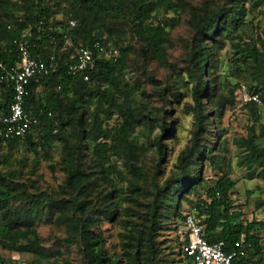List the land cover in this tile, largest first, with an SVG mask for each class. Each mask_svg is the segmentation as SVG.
<instances>
[{
  "label": "trees",
  "instance_id": "16d2710c",
  "mask_svg": "<svg viewBox=\"0 0 264 264\" xmlns=\"http://www.w3.org/2000/svg\"><path fill=\"white\" fill-rule=\"evenodd\" d=\"M67 1L68 5L63 10L71 18L63 21L56 18L59 4L56 0H20L21 14L15 12L17 2L0 0V59L11 66L18 64L20 42H27L34 56L46 59L54 55L58 65L56 72L39 75L28 86L25 110L38 117L40 123L24 139L16 136L6 138L3 134L2 117L9 111L14 92L0 82V147L5 143L11 149L21 141H26L35 150L61 145L70 192L68 198L41 194L34 187V182L23 187L15 170L2 171L0 168V246L5 251L33 254L27 264H49L44 259L49 257L50 249L41 241L34 225L35 218L47 209L50 213L60 212L57 216L60 220L63 217L71 220L72 232L61 241L67 245L79 244L84 264H192V258L184 252L183 245L180 244L178 250L163 248L158 237L165 221L175 216L173 212L181 210L183 200L206 186L201 172L204 162L209 160L213 166L217 165L209 146L214 123L210 120L212 111L208 110V105H214L217 112L216 106L222 110L233 102L230 95L221 90V85L216 84V45H224L226 39H231L230 34L243 24L247 16L246 0H221L219 4L206 0L202 6L190 10L189 26L194 35L186 62L194 82V104L191 107L195 126L191 143L179 157L178 170L162 185L157 180L160 170L154 172L153 198L147 206L143 205L145 212L133 214L142 222L128 225V231L122 235L121 252L113 254L105 247V237L93 230L96 220L87 213L89 204L79 198L88 179L80 159L91 155L105 164L111 163L112 157L126 155L131 160L130 172L138 182L146 181L145 170L134 162L137 150L143 146H138V128L143 125L162 128L161 135L154 142L162 157L167 147L164 140L173 133V128L156 106L136 101L137 94L145 97L149 94L142 86L132 84L126 78L131 69V54L127 48L121 49L118 55L108 54L103 58H99V50L95 48L96 59L85 73L73 74L69 72V66L82 45L93 46L100 42L108 52V38L104 35L112 34L119 23H128L140 37V64L148 71L149 63L168 61L170 48L167 42L177 19H172L170 29L168 24L146 23L154 0L149 3L147 0ZM159 2L167 11L174 13L182 5L180 0ZM76 19L80 24L72 25L71 21ZM233 45L239 55L236 59L247 65L264 101V39L253 44ZM85 75L89 76L88 80H85ZM178 93L175 87L170 86L160 91L162 98L169 102V95L177 97ZM234 94L233 89L232 96ZM89 102L100 107V114L117 115L119 124L113 128L93 126L89 129L85 117L88 112L85 104ZM245 105L258 112L256 102ZM75 121L81 127L75 133L78 144L70 142L58 123L72 127ZM259 137H264V124H260L258 135L252 133L236 139L239 156L244 159V168L251 179L256 177L255 173H264V145L258 142ZM4 157L7 156L0 154V166ZM139 185L137 190H140ZM236 187L237 181L230 176H220L213 186L206 189L205 198L194 202L195 209L204 227V235L211 243L224 241L228 253L238 251L246 264H257L264 257V239L256 232L255 221L245 223L242 220L244 214L237 209L232 197ZM107 199L109 202L105 208L113 219L119 213V207L113 204V196ZM182 218L186 223L187 216ZM188 238L189 235L186 243ZM237 243L241 245L237 246ZM6 262L0 256V264Z\"/></svg>",
  "mask_w": 264,
  "mask_h": 264
},
{
  "label": "rangeland",
  "instance_id": "374dc122",
  "mask_svg": "<svg viewBox=\"0 0 264 264\" xmlns=\"http://www.w3.org/2000/svg\"><path fill=\"white\" fill-rule=\"evenodd\" d=\"M13 1L17 2L18 6L15 12L21 14L20 0ZM56 1L60 4L56 7V18L68 21L71 16L63 10L68 5V1ZM149 1L147 0L148 3ZM214 1L219 4L221 0ZM205 2L206 0H180L182 5L179 11L174 13L167 11L159 0H154L147 13L146 23L168 24L167 28L170 29L169 24L173 18H176L177 24L175 23L176 25L171 29V35L167 42L170 48L168 61L163 64L151 62L148 65V71L141 67V40L132 25L119 23L114 27L112 34L104 35L108 38L109 56L118 55L123 48H127L131 54V69L127 72L126 78L132 84L142 86V89L149 94L148 97L137 94L136 101L139 104L147 102L151 106H156L163 114V118L170 122L173 128V133L164 140L167 146L164 157L161 156L158 147L154 144L161 135L162 128L158 125L156 127L143 125L138 128L136 134L138 146H143L137 150L134 162L145 170L146 181L138 182L130 172L131 160L126 155L112 157L113 161L105 164L91 155L83 156L80 159V163L88 173V179L83 192L79 193V198L89 204L87 213L96 220L93 230L105 237V247L112 254L121 252L122 235L128 231V225L142 222L138 216H133V214L138 215L142 211L145 212V206L152 200L151 192L154 189L152 175L154 172L160 170H158L157 180L162 185L178 170L179 157L191 143L195 126V116L191 107L194 104V82L188 70L186 58L194 34L189 26V18L192 7L202 6ZM246 6L247 16L240 28L230 34L231 39H226L224 45H216L218 57L214 73L218 80L216 84L221 85V90L227 92L233 102L222 107V110L221 107L216 106L217 112L214 111V105L210 103L208 105V110L212 111L210 120L214 123L212 143L209 146L212 149L211 156H215L217 165L213 166L209 160L204 162L201 172L206 179V186H202L196 193L190 194L188 199L183 200L181 210L173 212L175 216L165 221L164 228L158 237L163 248L178 250L180 244L184 248L188 235L182 216L197 215L194 202L205 198L206 189L213 186L217 178L222 175H228L237 181V187L232 197L237 209L244 214L242 220L245 223L255 221L256 232L264 239V173H255L256 177L251 179L244 168L245 161L239 156L240 151L236 145V139L252 133L258 135L260 124H264L262 97H260V102H256L257 113L245 105V94L258 93L260 95V91H258L256 83L253 82L247 65L236 59L239 55L233 47V43L253 44L264 39V0H246ZM76 23L80 24V21L76 19ZM210 42L212 43L211 40ZM167 86L175 87L179 92L177 97H174L173 94L169 95L170 102L165 101L160 94L161 89ZM233 89L235 94L232 96ZM85 105L88 108L85 117L89 129L93 126L113 128L119 124L120 118L117 115L100 114V107L96 103L89 102ZM213 116L214 118H212ZM58 123L70 142L78 144L79 141L75 133L81 128L79 123L75 121L72 127H63L60 122ZM258 142L264 145V137H259ZM0 154L7 156L4 157L5 160L0 166L1 170H15L16 178L19 179L23 187L34 182V187L41 194H50L54 198L70 196L68 171L61 145L35 150L26 141H21L11 149L3 143L0 147ZM138 185L140 190H137ZM108 196H113V204L119 207V213L113 219L105 208L109 202ZM143 205L145 206L143 207ZM58 214L60 212L50 213L45 209L34 221L39 238L50 249V255L44 261L49 264H84L79 244L67 245L61 241V238L72 232V225L71 220L65 217L61 220L58 219ZM0 256L7 261L6 264H27L34 257L29 253L5 251L1 246ZM257 264H264V257Z\"/></svg>",
  "mask_w": 264,
  "mask_h": 264
},
{
  "label": "built area",
  "instance_id": "2783aa9c",
  "mask_svg": "<svg viewBox=\"0 0 264 264\" xmlns=\"http://www.w3.org/2000/svg\"><path fill=\"white\" fill-rule=\"evenodd\" d=\"M76 25V21H71ZM99 50V58L108 56L107 50L100 46V42L92 45H82L77 50L75 61L70 64L69 72L73 74L85 73L94 63L96 55L94 49ZM58 70L56 57L41 58L33 55L27 42H20V62L16 65H8L0 59V82L7 84L13 89L14 98L9 111L3 115V134L6 138L13 136L26 138L40 123L38 117L29 114L25 110V100L29 93L28 86L33 78L39 75H48ZM85 80L89 79L85 75ZM258 93L245 94L244 101L260 102ZM186 227L189 235L184 246V252L192 258V264H246L241 260V253L233 251L228 253L224 241L211 243L204 235V227L197 215L190 214L186 219ZM237 243V246H240Z\"/></svg>",
  "mask_w": 264,
  "mask_h": 264
}]
</instances>
